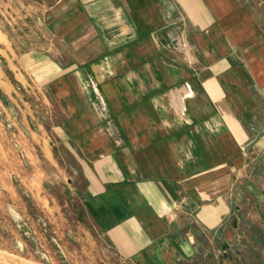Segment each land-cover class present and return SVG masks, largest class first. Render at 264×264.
Here are the masks:
<instances>
[{"label":"crops","instance_id":"obj_1","mask_svg":"<svg viewBox=\"0 0 264 264\" xmlns=\"http://www.w3.org/2000/svg\"><path fill=\"white\" fill-rule=\"evenodd\" d=\"M23 1L46 30L21 56L54 108L50 184L128 264H223L245 222L262 227L264 23L254 7Z\"/></svg>","mask_w":264,"mask_h":264},{"label":"rangeland","instance_id":"obj_2","mask_svg":"<svg viewBox=\"0 0 264 264\" xmlns=\"http://www.w3.org/2000/svg\"><path fill=\"white\" fill-rule=\"evenodd\" d=\"M246 1L264 23V0ZM36 10L23 0H0V264H128L84 223L79 202L50 184L46 131L54 108L30 83L21 56L30 38L44 43ZM260 164L264 172V154ZM262 200V227L245 222L223 264H264V192Z\"/></svg>","mask_w":264,"mask_h":264}]
</instances>
